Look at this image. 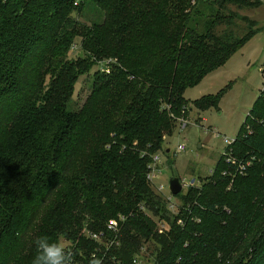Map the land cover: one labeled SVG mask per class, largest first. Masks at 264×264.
I'll use <instances>...</instances> for the list:
<instances>
[{
    "label": "trees",
    "instance_id": "trees-1",
    "mask_svg": "<svg viewBox=\"0 0 264 264\" xmlns=\"http://www.w3.org/2000/svg\"><path fill=\"white\" fill-rule=\"evenodd\" d=\"M228 4L262 2L0 0V264H32L41 235L64 236L74 264H264V88L231 146L249 162L243 175L222 176L220 157L213 175L175 196L183 206L173 218L146 180L151 158L167 155L185 91L256 34L246 16L244 37L212 33L214 7ZM205 10L212 19L200 31ZM85 12L95 13L89 24L77 18ZM107 61L109 74L99 69ZM90 75L74 110L76 85ZM222 94L192 105L205 111ZM147 212L168 231L158 234L163 224ZM119 216L118 247L84 234L109 242Z\"/></svg>",
    "mask_w": 264,
    "mask_h": 264
},
{
    "label": "rangeland",
    "instance_id": "rangeland-1",
    "mask_svg": "<svg viewBox=\"0 0 264 264\" xmlns=\"http://www.w3.org/2000/svg\"><path fill=\"white\" fill-rule=\"evenodd\" d=\"M260 1L261 6L252 9H241L234 4L225 5L224 9L217 5L214 7L215 14L219 13L221 16L220 23L212 28V33L216 37L220 39L230 35L232 38L244 37L248 27L240 19L242 16L254 20L257 31L254 37L244 47L231 54L220 68L205 76L195 87L185 91L184 98L188 101L187 106L183 108L184 111H181L179 120L175 121L173 135L163 138L162 150L166 149L169 152L164 155L162 154L164 152L159 151L155 155L161 159L162 163L161 173L158 174L154 184H151V191L154 194L158 195L154 185H162L163 194L165 197L168 196L169 181L172 178L185 180L187 183L194 180V184L198 186L199 180L209 177L219 158L227 152V142L237 137L248 112L263 90L264 0ZM202 13L203 15L197 18L200 31L203 29L204 21L212 19L207 10ZM94 16L95 13L85 12L83 18H77L89 24ZM91 87L92 75L80 78L71 103L74 110L82 108L91 93ZM220 92L223 94L215 107L199 111L192 105V102L202 97H214ZM179 145L184 147V151H176ZM186 191L187 189L183 193ZM171 202H174L173 208L166 205V209L173 210L168 211L170 217L178 215L180 207L183 206L179 198H172ZM147 216L155 224H163V228H167L159 216L148 212ZM59 238L65 241L64 236L60 235ZM145 255L149 256L146 253ZM143 264L151 263L149 259H143Z\"/></svg>",
    "mask_w": 264,
    "mask_h": 264
},
{
    "label": "built area",
    "instance_id": "built-area-1",
    "mask_svg": "<svg viewBox=\"0 0 264 264\" xmlns=\"http://www.w3.org/2000/svg\"><path fill=\"white\" fill-rule=\"evenodd\" d=\"M111 61H107L104 64L100 65V68L102 70V72L109 74L111 72L110 70V65ZM233 141H228L227 142V146H228V150L227 152L222 156L224 163L228 166V169L225 171H222V176L234 179L235 176L238 175H243L245 173V170L247 169V167L249 166V162L243 163L240 161H237L235 159L232 158L231 156V146L233 144ZM177 152H181L184 151V147L183 146H178L176 149ZM161 159L157 156V157H152L151 158V162L148 165V172L146 175V180L147 182L151 185L154 184V181L157 180L158 178V174L161 173V169H160V165H161ZM231 169V170H229ZM214 173V169L210 172V175H213ZM179 182L182 186V190L181 192H183L185 189H188L189 187L193 186L194 184L191 183H187L185 180H180ZM156 187L157 193L160 197H162V199L166 202V205H169V207L173 208V204L174 202L172 201L173 197L170 192H168V196L165 197V195L163 194L164 191V187L162 185H154ZM180 192V193H181ZM172 208L168 211H173ZM125 218L119 216L117 219H112L109 221L108 223V231L110 233V235H112V237L110 238L109 242H106L104 235L103 234H96V233H88L87 237L90 240H93L95 242H98L101 245L106 246L107 250L112 249L113 247H118L119 246V242H118V237L119 234L121 232L123 223L125 222ZM168 228H163L162 225H159V229H158V234H163L164 232H167ZM131 264H143V259L139 256L134 257L131 261Z\"/></svg>",
    "mask_w": 264,
    "mask_h": 264
},
{
    "label": "clouds",
    "instance_id": "clouds-1",
    "mask_svg": "<svg viewBox=\"0 0 264 264\" xmlns=\"http://www.w3.org/2000/svg\"><path fill=\"white\" fill-rule=\"evenodd\" d=\"M34 243L36 253L32 264H74L71 246L66 241L41 235Z\"/></svg>",
    "mask_w": 264,
    "mask_h": 264
},
{
    "label": "water",
    "instance_id": "water-1",
    "mask_svg": "<svg viewBox=\"0 0 264 264\" xmlns=\"http://www.w3.org/2000/svg\"><path fill=\"white\" fill-rule=\"evenodd\" d=\"M168 153V150L167 152ZM191 184H194V180L191 181ZM182 190V186L179 182L178 178H172L169 181V192L172 196H177L178 194H180Z\"/></svg>",
    "mask_w": 264,
    "mask_h": 264
}]
</instances>
